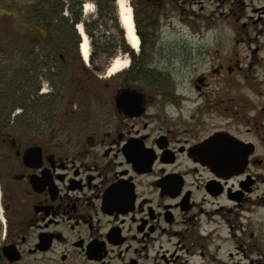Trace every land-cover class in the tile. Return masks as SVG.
I'll return each mask as SVG.
<instances>
[{
	"label": "flooded vegetation",
	"instance_id": "af4514ba",
	"mask_svg": "<svg viewBox=\"0 0 264 264\" xmlns=\"http://www.w3.org/2000/svg\"><path fill=\"white\" fill-rule=\"evenodd\" d=\"M203 1L128 0L137 53L110 46L86 62L54 43L46 17L34 27L53 40L36 47L42 113L0 94L12 104L0 108V264H226L217 243L230 238L228 215L261 211L264 227V93L216 94L206 75L179 77L156 55L172 49L158 50L155 37L182 32ZM65 3L74 25L78 0ZM21 51L0 47V62ZM115 52L128 65L108 75ZM214 137L218 175L198 154Z\"/></svg>",
	"mask_w": 264,
	"mask_h": 264
},
{
	"label": "rangeland",
	"instance_id": "374dc122",
	"mask_svg": "<svg viewBox=\"0 0 264 264\" xmlns=\"http://www.w3.org/2000/svg\"><path fill=\"white\" fill-rule=\"evenodd\" d=\"M84 1L93 3L91 0ZM43 2L0 0V47L22 49L20 53H15L11 60L0 62L2 75L7 76L3 80L0 79V94L15 92V108H31L39 114L44 107L39 92L43 87L40 74L42 53L37 51L36 47L47 42L42 40V36L34 27L42 28L41 25L45 24L47 17L48 22H53L51 30H57V33L53 34L54 43L70 46L71 55L77 50L79 52L77 33L72 40L68 38L67 33H58V30L63 28L61 18H66L63 11L60 15L47 11L45 5H42ZM65 2H62L63 6ZM93 5V13L81 12L83 22L90 25L87 37L92 54L98 51L96 45L104 46V49L108 50L115 42L118 45L121 42L118 36L120 30L115 28L110 20L112 16L117 18L116 6L113 8L112 4H109L112 10L108 8L106 16L100 5ZM77 10L78 7L72 9L74 12ZM16 12L18 17L28 24L26 27L22 21L15 19ZM68 13L71 19V13ZM186 21L189 26L183 27L182 32L165 30L162 35L155 37V43L159 45L158 50L172 49L168 53H156L159 57L173 61L171 70H167L187 79L206 75L210 88H215L216 94H224L226 97L248 94L251 88L264 93V0H204L201 4L193 5V14L188 15ZM171 25L172 28H178L180 22L172 20ZM133 52L136 54L137 51ZM78 54L80 55V52ZM124 57L122 53L115 52L112 59L124 60ZM80 59L84 61L82 57ZM106 60L101 58L102 62L106 63ZM220 64L224 69L213 76L212 70L218 69ZM38 88L40 89L37 91ZM6 103L8 105L4 106ZM0 104L1 110L12 106L7 99H2ZM28 112L31 114V110ZM261 214V211H242L241 220L236 212L228 215L230 220H233L230 238L216 244L219 247L218 257L226 264H264V227L257 230V222L262 219ZM223 228L221 235L228 237L229 230ZM251 232H254L255 240L249 238ZM241 251L245 256L236 255ZM231 253L233 258H229ZM35 263L41 264V261Z\"/></svg>",
	"mask_w": 264,
	"mask_h": 264
},
{
	"label": "bare ground",
	"instance_id": "6f19581e",
	"mask_svg": "<svg viewBox=\"0 0 264 264\" xmlns=\"http://www.w3.org/2000/svg\"><path fill=\"white\" fill-rule=\"evenodd\" d=\"M116 6L118 8V16L120 18L121 26L126 35V41L131 48L137 50L139 46V40L134 33L132 12L128 0H117ZM91 8L92 6L90 5V3H85L84 5L85 12H91L92 11ZM77 31L78 34L81 36V41L79 46L80 54L84 60H88L90 54L89 40L81 24L77 25ZM127 65H128V61L126 59L124 60H121L119 58L114 59L111 65L109 66L107 73L108 75L116 74L121 70H123L125 67H127Z\"/></svg>",
	"mask_w": 264,
	"mask_h": 264
},
{
	"label": "trees",
	"instance_id": "16d2710c",
	"mask_svg": "<svg viewBox=\"0 0 264 264\" xmlns=\"http://www.w3.org/2000/svg\"><path fill=\"white\" fill-rule=\"evenodd\" d=\"M91 1H94L95 3H97V5H100L101 8H102L103 13L104 12L106 13V16H108L107 9L109 8V10H110L112 8V6L114 8L112 0H91ZM109 4H112V6H110ZM42 5H45V8L47 9V11L54 12L57 15H60V13L63 10L62 0H44ZM77 5L79 6V3ZM72 13H73V15L75 17V19L73 20L74 23H77L78 21H80V18H79L80 17V12L79 11H75V12H72ZM101 16H102V13H101ZM61 20L65 23L67 29H71L72 30L71 34H74L73 25H69L70 19L61 18ZM110 20H112L113 26L120 30L118 36L120 37L121 42H120L119 45L117 44V42H115L114 46L117 47L119 50L121 49L122 51H126V52H129L130 54H133L132 50L125 43V40H124V37H123V31L120 29L116 17L112 16ZM85 27L88 28L89 25L85 24ZM143 39H145V38H143ZM45 42H47V43L48 42H52L53 43V40H52L51 36L47 37L45 39ZM96 46H97V49H104L105 48L104 46H99V45H96ZM104 50H106V49H104Z\"/></svg>",
	"mask_w": 264,
	"mask_h": 264
},
{
	"label": "water",
	"instance_id": "95a60500",
	"mask_svg": "<svg viewBox=\"0 0 264 264\" xmlns=\"http://www.w3.org/2000/svg\"><path fill=\"white\" fill-rule=\"evenodd\" d=\"M200 82V81H198ZM218 139L214 137L213 139L207 141L203 147L198 151L199 157L204 165L211 169L215 174L221 173L222 166L218 160ZM13 252H9V257H12ZM19 259V256H14L10 261H16Z\"/></svg>",
	"mask_w": 264,
	"mask_h": 264
}]
</instances>
